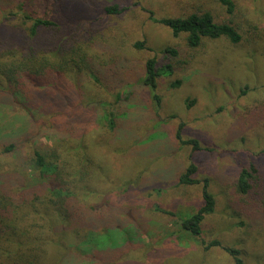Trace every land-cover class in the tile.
<instances>
[{
  "label": "rangeland",
  "instance_id": "rangeland-1",
  "mask_svg": "<svg viewBox=\"0 0 264 264\" xmlns=\"http://www.w3.org/2000/svg\"><path fill=\"white\" fill-rule=\"evenodd\" d=\"M115 2L129 8L107 14L104 6ZM235 2L230 15L218 0H70L74 7L68 8L79 14L75 22L91 24L90 32L103 37L100 47H87L93 67L114 59L120 63L118 73L111 74L117 87H102L87 71L74 68L35 83L32 100L11 95L7 86L0 89V172L15 171L18 183L36 181L34 151L50 155L57 145L59 157L73 168L91 160L94 178L77 195L81 202L85 196L90 204L108 197L114 204L112 218L118 219L107 225L110 246L101 256L110 261L106 264H236L225 246L238 248L244 264H264L263 210L243 206L234 187L250 162L264 174V0ZM13 4L0 0V6ZM10 8L0 9L1 32L21 27L20 17H6ZM200 9L212 11L217 21H232L241 40L205 37L191 48L184 33L174 36L149 12L174 17ZM139 40L144 47H135ZM166 47L179 50L177 61L165 54ZM153 56L159 65H175L158 80L161 104L141 82L145 61ZM118 90L133 92L114 107L121 114L110 130L102 101L113 102ZM181 123L182 137L198 140L201 148L180 142ZM10 142L15 148L5 151ZM191 161L200 181L178 184ZM205 177L217 204L200 237L221 241L208 248L177 225L201 205ZM89 258L76 264H93Z\"/></svg>",
  "mask_w": 264,
  "mask_h": 264
},
{
  "label": "trees",
  "instance_id": "trees-1",
  "mask_svg": "<svg viewBox=\"0 0 264 264\" xmlns=\"http://www.w3.org/2000/svg\"><path fill=\"white\" fill-rule=\"evenodd\" d=\"M218 1L228 14L235 13V0ZM12 4L1 5L0 9L11 7L6 17H20L26 27L21 24L22 28L16 27L15 32L10 29L0 31V89L9 87L6 91L11 95L25 94L32 100L35 83L40 84L43 79L74 68L87 71L102 87H117V82L111 80V74L118 73L120 63L114 59L113 64L107 62L93 67L88 48L93 45L100 47L98 40L103 37L90 32L91 24L75 22L79 14L77 10L68 8L74 7V3H70V0H12ZM128 8V5L121 6L115 2L106 4L103 9L113 15ZM149 12L153 21L169 27L174 36L184 33L191 48L200 46L205 37H226L233 43H238L242 37L232 21H217L213 12L207 9L174 17H155L152 10ZM134 45L142 48L145 44L139 40ZM164 52L174 56L176 61L180 54L174 47H166ZM144 67L145 75L141 82L149 86L153 101L161 104V97L157 93L158 80L162 75L171 73L175 65L169 62L159 65L153 56L145 61ZM123 92L116 91L113 102L102 101L105 111L103 118L110 130L116 128L117 118L121 114L114 107L124 100H130L133 91L127 90V94ZM182 125L177 130L180 142L190 143L195 149L201 148L198 140L182 137ZM4 147L5 151H12L15 143L10 142ZM58 153V145L50 155L39 149L34 151L31 166L38 172L35 174L36 181L31 183L26 184L25 180L18 183L15 171L0 172V264H76L89 257L93 264L110 262L101 256L110 246L106 236L107 225L111 224L110 220L118 219L116 215L112 218L114 204L108 197L90 204L85 196L81 202L78 190L90 188L89 182L94 178L91 160L83 163V168L77 169L73 168L72 163L61 159ZM197 170V164L191 161L179 175L178 184L198 183L200 180L195 177ZM234 187L246 202L243 206L248 204L246 208L253 211L261 209L264 213V174L257 164L250 162L243 166ZM91 192L85 194L90 196ZM216 204L209 179L205 177L202 180L201 205L177 221L183 232L191 234L205 248L221 245L218 239L206 242L200 237L204 220L215 211ZM167 212L177 214L172 210ZM242 212L244 214V210ZM224 248L234 257L236 264H244L238 248ZM88 251L93 252L85 254Z\"/></svg>",
  "mask_w": 264,
  "mask_h": 264
}]
</instances>
